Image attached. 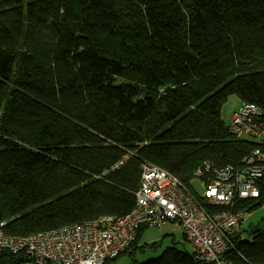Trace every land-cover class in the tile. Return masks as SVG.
Instances as JSON below:
<instances>
[{
  "label": "trees",
  "instance_id": "trees-1",
  "mask_svg": "<svg viewBox=\"0 0 264 264\" xmlns=\"http://www.w3.org/2000/svg\"><path fill=\"white\" fill-rule=\"evenodd\" d=\"M231 96L264 118V0H0V229L124 217L145 164L193 192L204 162L240 167L258 144L224 123ZM240 228L226 260L264 264V229ZM131 264L211 263L173 246Z\"/></svg>",
  "mask_w": 264,
  "mask_h": 264
},
{
  "label": "built area",
  "instance_id": "built-area-1",
  "mask_svg": "<svg viewBox=\"0 0 264 264\" xmlns=\"http://www.w3.org/2000/svg\"><path fill=\"white\" fill-rule=\"evenodd\" d=\"M229 130L236 138L258 144L240 167L216 168L204 162L194 173L204 183L201 197L222 209L209 211L200 198L168 171L145 164L136 203L121 218H103L65 225L28 236H14L0 229V253L21 256L22 264H106L124 254L136 241L141 227L162 228L177 223L194 258L202 263L232 264L225 254L233 249V236L247 216L240 203L259 198L264 180V118L262 109L241 104Z\"/></svg>",
  "mask_w": 264,
  "mask_h": 264
},
{
  "label": "rangeland",
  "instance_id": "rangeland-1",
  "mask_svg": "<svg viewBox=\"0 0 264 264\" xmlns=\"http://www.w3.org/2000/svg\"><path fill=\"white\" fill-rule=\"evenodd\" d=\"M241 105V100L237 96H231L221 108L222 119L225 124L232 123V117L237 108ZM243 139H250L242 136ZM195 191L198 197H202L205 191L204 183L201 179H195ZM178 224L166 223L162 228H146L142 233L137 248L133 252L122 254L112 264H131L133 261L145 262L157 258L169 248L176 246L180 250H191L189 243L185 240L184 233ZM173 227L172 235H165L167 228ZM252 228L264 229V199L262 204L247 213L240 228L244 239H249ZM251 239V238H250Z\"/></svg>",
  "mask_w": 264,
  "mask_h": 264
},
{
  "label": "crops",
  "instance_id": "crops-1",
  "mask_svg": "<svg viewBox=\"0 0 264 264\" xmlns=\"http://www.w3.org/2000/svg\"><path fill=\"white\" fill-rule=\"evenodd\" d=\"M240 107V106H239ZM238 109V108H237ZM172 224H176V223H173V222H170ZM165 226V225H164ZM178 226V225H177ZM180 228V226H178V229ZM173 227H169L166 229L165 231V235H172L173 234V231H172Z\"/></svg>",
  "mask_w": 264,
  "mask_h": 264
}]
</instances>
